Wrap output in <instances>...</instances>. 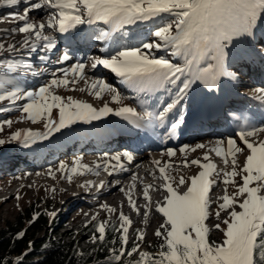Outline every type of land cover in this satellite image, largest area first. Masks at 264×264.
Wrapping results in <instances>:
<instances>
[{
	"label": "snow or ice",
	"instance_id": "1",
	"mask_svg": "<svg viewBox=\"0 0 264 264\" xmlns=\"http://www.w3.org/2000/svg\"><path fill=\"white\" fill-rule=\"evenodd\" d=\"M25 4L23 13L13 12L11 18L18 23L8 33L24 34L20 42L21 48L30 52H53L58 50L56 39L46 34L54 30L60 34L79 30L81 26H91L101 23L107 29L101 28L88 39L105 42L112 38V33H120L126 26L146 22L157 18L171 19L157 26L151 35L155 40L141 42L139 46L118 47L109 55L93 57L91 68L103 67L120 79L122 85L138 94L149 98L152 94L163 89L168 99L161 101L155 110L143 107L137 111L136 107L123 104L121 92L104 79H94L89 87L97 99H103L102 93L110 94L111 103L120 105L113 108L109 103L96 108L90 103L63 97L55 94L54 87H69L79 83L85 76V63H72L70 68H61L60 77L53 72V78L38 89L27 90L21 88L17 81L20 70L31 72L33 75H42L33 70L32 64H21L15 60H5L0 57V101H10L16 104L24 101L20 111L26 114V119L35 124L43 123V131L22 129L12 132L7 141L0 139V146L13 141L27 147L39 140H46L55 133L69 129L77 124H92L101 121L109 115L120 117L130 122L137 129L155 133L163 129L167 137L175 135L176 130L184 123V102L189 91L196 83L203 82L209 89H215L222 77L238 80V74L229 72L225 66L230 46H234L241 37H251L258 21H264V0H0V6L14 7ZM47 11L45 22H33L29 19L31 11ZM42 19V18H41ZM119 40L113 39L118 45ZM17 51L16 44L5 45L0 43V53ZM165 52L168 56H157L155 52ZM264 56V52L258 53ZM176 57L177 60L168 58ZM41 61L49 60L48 55H40ZM73 57L68 51L62 52L56 59V64H64ZM179 61H182L179 62ZM71 73L73 79L69 80ZM12 74V75H9ZM75 90V89H71ZM87 89H81L86 91ZM254 98L264 103V88L254 89ZM53 110L57 117L52 116ZM8 112L10 108H0ZM235 116L236 113H230ZM241 120L239 131L227 140H217L215 145L205 153L201 159L188 160L186 151L189 146L184 145L179 152L185 154L184 161L179 165L170 162L154 161L159 178L163 180L162 188L148 184L143 188L142 198L146 201L144 210L128 195L129 207L145 218L150 212L163 217V223L155 230L154 235L162 242L157 246L156 252L144 251L141 243L145 234L136 230L131 248H128L129 226L132 221L123 211L118 212V225H111L110 221H101L95 226V234L91 237L93 243L105 241L106 228L111 225L118 234L110 243L109 261L115 264H264V139L257 137L264 133V123L256 124L246 116L237 117ZM13 121L5 119L0 121V132L3 126L11 127ZM239 140L240 144L237 143ZM226 145V146H225ZM242 145V146H241ZM206 145L197 143L192 149H203ZM172 148L167 149L166 155H175ZM247 152L242 167L238 157ZM211 154L219 157L225 166H231L230 171H221L212 161ZM122 156L129 163L134 159L133 154L125 152L122 155H112L109 159L115 161L111 165L113 175L115 171L125 170L121 163ZM79 160L73 161L71 167L63 162L55 171L63 172L65 178L71 182V173L83 175L78 171ZM196 166L200 169L198 174L190 177H175L167 174V169ZM103 167L108 170L109 163L98 164L97 170ZM53 169H49V175ZM155 175L156 173H151ZM220 177V179H213ZM240 177V181H237ZM54 178V176H53ZM136 180V176H133ZM223 183L225 194L217 199L214 212L220 220L221 212L227 213V218L212 228L223 234L221 242L210 241L209 233L212 231L206 221L210 219L212 200L210 192L214 186ZM175 184V186H174ZM187 184L185 191L178 189ZM234 185L235 191L227 192V185ZM88 185H82L87 187ZM101 189L104 183H101ZM134 187V185H133ZM150 190L162 191V201L152 207ZM54 191V189H53ZM121 192L125 190L120 188ZM19 198V197H17ZM242 198V199H241ZM102 209L116 213L117 209L107 204H101ZM240 210L237 211L236 209ZM39 213L33 215L30 223L39 218ZM55 217L56 213H48ZM93 220L97 216L92 217ZM87 227V225H86ZM25 231L17 234V239L25 236ZM119 243V248L115 245ZM151 247V245H149ZM33 248L29 241L28 249ZM28 252L18 256L15 264H23ZM130 258L127 261L125 258ZM0 264H6L0 258Z\"/></svg>",
	"mask_w": 264,
	"mask_h": 264
},
{
	"label": "rangeland",
	"instance_id": "2",
	"mask_svg": "<svg viewBox=\"0 0 264 264\" xmlns=\"http://www.w3.org/2000/svg\"><path fill=\"white\" fill-rule=\"evenodd\" d=\"M8 10L9 9L0 10L3 13L0 15L2 17V18L0 17L1 18L0 27L6 29L8 28V30H6V32L2 33L0 36V43L5 42V45L9 43H13L15 37L17 38L19 36L24 35L18 32L13 33L11 35L8 34L11 29L17 28V26H13V27L11 26L12 19L9 18L8 14H5L7 13ZM12 10H17V9L12 8ZM170 19H171L170 17L166 16L163 19L157 18L155 20L138 22L137 24L130 25L128 28L132 30L137 29L139 31V29L142 28L141 32L139 31L141 35L138 38H134V39L130 38L129 36L126 37L125 35H121L120 37L116 38L119 40L118 43V45H120L119 47L139 46L142 41L150 42L155 40V37L151 35V32L157 26H159L162 23L168 22ZM151 23H155V25H152ZM259 23L260 22L258 21L257 25H259ZM142 25H144L143 26L144 28L142 27ZM257 25L254 29V33L255 32L257 33L252 35L255 37L254 41L251 42L250 38L252 36L247 37L248 44L247 47H244L246 52H240L237 42L234 44V46H230V49L228 51L225 66L228 71L238 74L239 77L238 80L234 79L235 86L232 87L233 89L232 88L225 89L218 93V91L209 88L205 90L206 85L202 82L200 86L202 85L203 87H205L204 93H206L207 95H210V93L211 94L216 93L221 96L220 101H224V98H229L230 96L233 95L232 91L236 90L238 99H240L239 101H241V99L243 100L239 102L237 100H234L235 98L234 99L231 98L227 101V103H237L238 105H240L242 103L243 104L246 103L245 101H247L248 98L241 96L242 94L241 92H244L245 94L249 91L253 92L254 89L256 88H264V60H263L264 58L262 59L260 57L261 55L258 54L260 52H264V21L261 24L262 27L260 30L259 27L257 29ZM101 26L107 27L104 25H100L97 28H95V30L91 29V31L98 32L102 28ZM90 28H92V26ZM106 45H107L106 42L95 43V41L92 40V50L94 49L93 52L101 51L100 49ZM111 46L112 47L115 46L113 42L111 45H109V47ZM32 53L34 52H30L28 49L21 48V44H19L17 46V51L10 52L7 54L0 53V57H3L6 61L15 60L21 64H25V63L32 64L33 70L35 72H38L40 68H38L39 66L35 65L34 61L32 62V60L34 59L33 57L34 54ZM155 55L168 56V54L163 51L155 52ZM38 57H40V55H38ZM168 58L172 60H177L176 57H172V56H169ZM179 62L182 63V61ZM84 63L89 65L90 60H85ZM50 64L51 65H47L48 67L46 68V71L43 72L42 75H38V76L33 75L31 72L20 70V72L16 74L17 75L16 82L19 83V86L21 88L27 90L38 89L41 85L48 83L53 78L52 75L53 72L56 73L57 71L56 69L59 68V66H56L54 63L52 64L50 62ZM2 72L3 69L0 68V74H2ZM98 75H96L97 78L93 77V79L95 78L104 79L106 80V82L116 87L121 92L124 98L123 104L136 107L137 110L140 109L141 104H146V103L151 104L150 102L143 103V99H137V97L130 95L125 90V88H123L124 85H120L116 77L114 76L109 77L105 75L104 71H102L101 74ZM85 77L88 79V77L90 76L86 75ZM57 78H61L60 74L57 75ZM68 79L69 80L73 79L71 73L69 74ZM87 79H83L81 83H76L74 85H70L69 87H64V86L54 87L53 91L55 94H58L63 97L71 96L74 99H78L86 103H90L96 108L102 107L104 103H109V105L113 108L120 106L111 103L110 94L107 92L102 93L103 96L102 100L97 99L93 94H91L92 90L89 87L90 82L88 81L89 79L88 80ZM258 82L262 84H258ZM194 86L195 84L192 86V88ZM192 88L190 89L187 98L190 100H191L190 96H192L193 99V94L191 92L196 93L194 90H192ZM71 89H75V90H71ZM81 89H87V90L81 91ZM228 92L229 93L232 92V94L224 96V94H228ZM200 93L203 94V92L199 91L198 93L194 94V96H198ZM167 96L168 94L164 92V97L163 95H161L160 97H158V99L160 101H164V99L165 100L168 99ZM234 96H236V94ZM190 100L189 101L186 100V101L190 103ZM23 103L24 101H18L16 102V104H12L10 101L7 100L0 101V108L11 109V111L8 112L0 111V121H3L5 119H10L13 121L11 127H8L7 125L3 126V131L0 132V139L7 141L10 137V134L17 130H22V129H32L35 131L44 130L42 122L33 124L25 118L26 114H24L19 110ZM159 103L160 102H156L154 104L159 105ZM193 104L196 103L193 101ZM241 106L245 107V105H241ZM256 107L258 109L261 108L259 105ZM260 115L264 117L263 113ZM52 116L54 119L57 117L56 110H53ZM254 117L258 118V116H254ZM103 121H106L107 123L106 124L105 122L101 123ZM123 121L124 120L121 119L120 117L109 115L107 118L101 121L93 122L94 127H92V124L73 125L71 128L64 129L60 133H55L46 140L36 141L35 143H32L29 146L25 147V149H23V145L21 143L15 141L11 143H5L3 146H0V162H1L0 165L4 163V165L0 167V229L12 225L16 228V230H19V232L24 231L25 228L29 226V224H31L30 221L32 220L33 215L39 213L45 218L47 227L44 231L35 233L34 235L35 238L42 239L46 237V238L63 239L65 241H69L73 237H76L77 239H79V248L83 251H87L90 249L92 242H91V236L89 234H84L81 232L84 226L94 221H98V222L110 221L118 225L119 223L118 212L123 210L118 207L110 206L112 208L117 209L116 213H110L106 209H102L100 207V205L105 204V202L98 197L99 196L98 193L97 196L95 197L91 196L92 194L95 193L94 187L96 185V180H94L95 182L91 186V188L82 187V185H85V182L89 178L91 179V177H88V179L83 178L84 174L80 175V174L71 173L69 171L68 174L72 176V181L69 182L65 178L63 172L55 171V169L62 162L65 165L71 167L73 165V161L79 160V165H86L87 168L78 166V171L81 173H85L91 167L89 164L94 165L91 162H87V163L84 162L83 158L85 156L87 161H89L96 159V157H98L99 155L100 156L103 155L112 156L117 154L122 155L124 152H119V150H117L116 147L104 153H99V152L86 153V151H84V153H80V151L74 152V150H77L78 143L83 138L82 134L83 131H85V129L90 128V130H92L94 134L95 131H97V130L94 131V129L97 128L96 127L97 124H103L102 125L103 128L109 126L114 127L116 125H121ZM108 124L109 126H107ZM207 137L195 140L191 144H185L189 146L188 150L186 151V156L189 161L192 159H201L205 155V153L208 152V150L215 145V142L217 140H223V138H219L214 141L212 140L214 138H210L211 136H207ZM69 139H73L76 141L74 143L71 142L67 143L69 142ZM257 139H264V133H261L257 137ZM66 140L68 141L66 142ZM197 143L204 144L206 145V147L203 149H196L195 151H193L192 149L195 147ZM237 143L240 144L239 142ZM55 144H57L58 148L55 146ZM82 146L83 144L80 145V147ZM182 146L173 148L176 151H175V155L172 156L171 158L166 155L167 150H165L164 151L165 153H163L162 155L159 154L155 156H157V158L160 157L159 159L167 158L168 162L174 165H179L185 159V154L179 152V149ZM60 147L62 148L66 147V149L62 151L63 152L62 154L61 152H58ZM114 149H116L117 151ZM127 151L131 153L133 150L132 151L127 150ZM143 152L145 153V151ZM141 153L142 152L140 153L136 152L132 154L134 156H138ZM246 155L247 152H245L243 155H240L238 157L241 167L243 165V161ZM57 156L58 158L55 159ZM154 158L155 157L153 158L151 157L150 160H154ZM211 159L221 171L231 170L230 165L225 166L223 161L219 157H216L214 154H211ZM49 169H53L52 175H49ZM111 169H112L111 166H109L108 170L111 171ZM97 171H100L102 177L106 176V173L103 172L105 171L104 168L100 167ZM199 171L200 169L196 166L178 167V168L174 167L167 169V174L169 176L175 177L178 180L179 176L181 175L185 177H190L192 175L198 174ZM153 179L155 180V182L161 181L160 182L161 184L164 183L159 178V175L158 177H154ZM213 179H220V177H213ZM236 179L237 181H240V177H237ZM225 187L226 186L223 183H220L218 186H214L212 189L213 195L211 194L210 197L212 200L211 213L213 214L210 216V219L206 221V224L210 228H212V226L217 223H221L222 220L227 218L226 212H221L220 220H217L214 216V212L217 208L218 203L222 202L217 198L222 197L225 194ZM186 188H187V184H185L183 187H180L178 190L180 192H183L186 190ZM234 191H235L234 185L231 184L227 185V192L229 194L233 193ZM236 210L239 211L240 209L237 208ZM52 212L56 213L55 217L48 215V213H52ZM123 212L127 216L131 214V211L129 209H126ZM93 216H97V219L93 220L92 219ZM149 220L150 221L152 220V223H150ZM161 223H163V217L160 214L155 213L154 211L149 213L147 218L141 215L140 220L137 222L134 229L140 230L145 234V240L140 242L142 250L150 252L151 248L157 247L162 242L158 237L154 235L155 230L159 227ZM221 227H225V226L221 223ZM131 229L132 228H129V233H128V248H131L134 238L136 236V234L131 233ZM209 239L210 241H215L219 243L223 239V234L219 230L212 228V231L209 233ZM149 245H151V247H149Z\"/></svg>",
	"mask_w": 264,
	"mask_h": 264
},
{
	"label": "bare ground",
	"instance_id": "3",
	"mask_svg": "<svg viewBox=\"0 0 264 264\" xmlns=\"http://www.w3.org/2000/svg\"><path fill=\"white\" fill-rule=\"evenodd\" d=\"M33 2H35V0H33ZM24 7H25V4L21 3L18 6L11 7L7 11V13H5V12L4 13L8 14L9 18L12 19L11 18V13L20 12L22 14ZM12 8H16L17 10H12ZM1 14H3L2 11H0V15ZM29 19L31 21L37 22V23L45 22L47 20V11L46 10L45 11H36V10L31 11V12H29ZM11 22L10 23L12 24L11 25L12 27L13 26H17L18 27V23L17 22H15L13 20H11ZM259 22L260 23H259V25H257V29L259 27V30H260L261 27H262L261 24L263 23V21H259ZM100 25H103V24L97 23V24L91 25L92 28H90L91 26H81V27L84 28V31L82 33V37L83 38L85 37V39L80 42L79 46H81L83 49H85V51H86L85 55H77V53H75V51H74V47L68 45L67 42H61L60 45L58 46V50H55L53 52H47V54H46V52L42 53L40 51H37V52L32 53V54H34L33 61L35 63H38L40 61L38 55H48L50 57V59L45 61V63L41 66L40 70L41 69H46L48 67L47 65H51L50 64V62H51L52 64L54 63L56 66H59V68L56 69L57 70L56 74L59 75L60 74L59 70L61 68H70L72 63H75V62H83L84 63L85 60H90L89 65L85 63V65H86V67H85V76L89 75L90 77H88V79H89L88 80L84 76V79H87L89 82H91L92 80H94L93 77H96V75L101 74L102 71H104L105 75L111 77L110 74H108V72H105L103 67H97L96 69H92L91 68V61H92L93 57L107 56V55H109L110 52H112L114 49H116V48H118L120 46V45L113 46V47L111 46L109 48V50L100 49L101 51H94L93 52L94 49L92 50V40L88 39V37L91 36L94 33V32L91 31V29L95 30L94 28L95 27L97 28ZM128 27L129 26H126L124 29H126ZM6 30H8V28L6 29V28L0 27V36H1L2 33L6 32ZM255 33H257V32H255ZM46 34H50L56 39V31L48 30L46 32ZM23 37H24V35L23 36H19L17 38L15 37L14 40H13V44H16V46H18L20 44V42L22 41ZM250 39H251V42H253L255 37L252 36ZM56 41H57V39H56ZM109 41H113V37L108 39L107 41H105L106 44H108ZM2 43L5 44V42H2ZM247 44H248L247 38H243V37L239 38V43L237 42V45H238V48H239L240 52H246L244 47H247ZM63 51H69V53L73 57V59L71 61L65 62L64 64H56L55 61L59 57L58 54L60 55ZM260 57L262 59L264 58V56H262V55ZM54 58H55V60H54ZM101 69H103V70H101ZM81 81L82 80H80L79 83H81ZM201 83L202 82L196 83L195 86L192 88V90H194L196 93H198L199 91L203 92V94L200 93L198 96H194V94H196V93L191 92L193 94V99H192V96H190L192 101L190 99H187V101L190 100V103L185 101L187 103H184V106H183L184 114L186 113V111L189 112V110L190 111L194 110L198 103L200 105L207 104V105H209V107L215 106V105L216 106L223 105L224 108L227 107L228 115L225 118L220 119L222 121V123H224V125L222 127H220V129L215 128L213 126H203V127L200 128L201 130L199 132H197V134H195L191 138H186L182 143L175 144V145L170 144L169 146L164 147V148H157V147H155L153 145L151 146L152 148H138V149L137 148L136 149H131L130 148L131 151L133 150L131 153H136V152L137 153L142 152V153L139 154L138 156H134L133 155L134 159H133V161L131 163H129L122 156L121 163H123L125 165V170H123V171L117 170V171L114 172L113 175H108L105 178L102 177L100 171H97V169L96 170L95 169H89L88 171H86L84 173L83 178H87L88 179V177H91V179L89 178L85 182V185H88L87 188H91V186L95 182L94 180H98L99 181V186H98V188H99L98 195L99 196L98 197L101 198L105 202V204H107L109 206L118 207V208L122 209L123 211H125L126 209H129L131 211V214L129 215V217L133 221L134 226L140 220V217H141L142 214H137V213L133 212V210L129 207V204H128V201L126 199V196H125L124 192L120 191L121 186L127 188L128 184L120 183V185H114V188L112 190H109L107 188L108 185H110L112 182L117 183L119 180L127 179L128 177H130V175H135L136 176L135 182H136L137 187H138V191H137L138 192V199L136 200V203L141 208V210L143 211L144 210V206L146 204V201L142 198V192H143L144 183H145V185L153 184V185L157 186V182H155V180H152V178L149 177V176L158 177V175H159V173L156 171V166L154 165L153 162L156 161V160H159V161H162V162H168L167 158L159 159L160 157L157 158V156H155V155H159V154L162 155L163 153H165L164 151L169 149V148L173 149V148H176L178 146L185 145V144H191V143H193V141L201 139V138H204V137H207V136H211L210 138H214V139H212L214 141L219 139V138H223V140L226 141L229 136H235L236 132L239 131L241 120H238L237 117H241L242 115L246 116L248 118V120L250 122H252V123H256V124L264 123V117L262 115H260L262 113L264 114V103H261L260 101H258V100H256L254 98V91L253 92L249 91V92L245 93L246 95L244 94V92H241L242 93V94L240 93L241 96L248 97V98H247V101H245L246 103H244V104L242 103V104L238 105L237 103H227V101L229 99H231V98H233V99L235 98L234 100H237V101L240 100V99H238L236 90L232 91L230 89L233 92V95L230 96L229 98H224V96L225 95H231L232 92L231 93L228 92V94H224L223 93L224 94V96H223L224 101H220V98H221L220 95H218L216 93H213V94L210 93V95H207L206 93H204V91L207 90L208 87L205 84L206 85V89H205V87H203L202 85L200 86ZM258 84H262V83L258 82ZM120 85H122V84L120 83ZM234 86H235V80L234 79H231L229 77H225V78L222 77L218 81L217 87L215 89H213V90L218 91V93H219L222 90L229 89V88H232ZM123 88H125V86ZM129 91H133V90L129 89ZM133 94H138V93L133 91ZM235 94H236V96H234ZM238 94H239V92H238ZM161 95H163V97H164V90L163 89L159 90V92H157L155 94H152L149 98L144 97L143 94H138V98L139 99H143V101L151 103V104L146 105L144 107H148L150 110H155L154 106H158V105L154 104V103L161 102L158 99V97H160ZM209 96H211L212 98L209 97ZM239 98H242V97H239ZM242 100L243 99H241V101ZM193 101L196 104H193ZM207 101H209V102H207ZM241 101H239V102H241ZM241 105H245V107H242ZM258 105L261 108L258 109L256 107ZM142 108L143 107H140V109L137 110V111H142ZM233 112L236 113L235 116L230 115V113H233ZM254 116H258V118H255ZM124 121L122 122V124H124L125 126L121 124V125H116L113 128L126 127L128 124L132 125L130 122H128V121L124 122ZM101 123H104V121L101 122ZM102 125L103 124H97L96 125L97 128L94 129V130H100ZM92 127H94V123H92ZM91 131L92 130H90V128L89 129H85V131H83V134H82L83 138L78 143L77 150H74V152L80 151V153H84V151H86V153H88V152L104 153V152H107L108 150H112V148H115V147L117 148V150H119V152H124V153L125 152H129V151H127L129 149V147L128 146H124L123 144L122 145H117L115 147H108V146L107 147H100L99 150H98L97 148L93 147L90 144V142H89V139H90L91 135H89L88 133H90ZM86 132H88V133H86ZM91 134H92V132H91ZM229 134H231V135H229ZM67 141L68 140H66V142ZM75 141L76 140L69 139V142H67V143H70V142L74 143ZM237 142H239V141L237 140ZM81 144H83L82 147H80ZM114 150H116V149H114ZM143 151H145V153ZM80 153H78V154H80ZM86 155H88V154H86ZM110 157L111 156H105V155L100 156L99 155L98 157H96V159L87 161L86 156H85L83 158V161L86 162V163L87 162H91L96 167H97L98 164L103 165L105 162H108L109 166H111V165L115 164V161H111L109 159ZM151 157L152 158L155 157L154 160H150ZM101 168H103V167H101ZM111 171H112V169H111ZM103 172L108 174L109 170H107V171L105 170ZM153 172H155L156 174L152 175L151 173H153ZM139 173H141L142 176H145V178L147 180L143 179L142 176ZM102 182L104 183L103 189H101V187H100ZM141 182H143V183H141ZM162 186H163V184H162ZM162 186H160V187L157 186V188H162ZM95 187H96V185H95ZM153 192H155V190H152L149 193V195L152 194ZM158 192H162V191H158ZM212 192L213 191L211 190L210 196H211ZM159 194L160 193L152 194V196H151L152 205L154 203H156L157 201H162L163 198L161 199ZM95 196H97V194ZM149 222L152 223V220L151 221L149 220Z\"/></svg>",
	"mask_w": 264,
	"mask_h": 264
},
{
	"label": "trees",
	"instance_id": "4",
	"mask_svg": "<svg viewBox=\"0 0 264 264\" xmlns=\"http://www.w3.org/2000/svg\"><path fill=\"white\" fill-rule=\"evenodd\" d=\"M98 223V221L90 222L87 227L82 228L81 232L89 234L91 237L95 234L98 237L99 233H95V226ZM111 225L116 224L111 222ZM111 225L106 228L103 243L99 240L93 243L91 239L90 249L83 251L79 248V239L76 237L69 241L46 237L35 238V233L44 231L47 227L45 218L40 215L35 222L25 228L26 234L22 239L16 238L19 230H16L12 225L0 229V258H3L6 264H15L18 256L28 252L23 264H115L114 261L110 262L108 259L109 249L113 247L110 242L114 238L118 239V234L113 231ZM29 241L33 242L31 250L28 249ZM119 246V243L115 245L116 248ZM156 251L157 247L150 249V252ZM128 259L130 258H125L126 261Z\"/></svg>",
	"mask_w": 264,
	"mask_h": 264
}]
</instances>
